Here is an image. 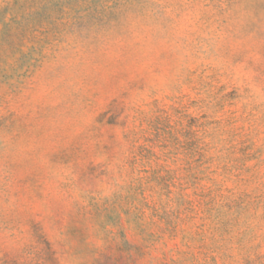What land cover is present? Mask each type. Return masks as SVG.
I'll use <instances>...</instances> for the list:
<instances>
[{"label": "rangeland", "instance_id": "obj_1", "mask_svg": "<svg viewBox=\"0 0 264 264\" xmlns=\"http://www.w3.org/2000/svg\"><path fill=\"white\" fill-rule=\"evenodd\" d=\"M0 264H264V0H0Z\"/></svg>", "mask_w": 264, "mask_h": 264}]
</instances>
